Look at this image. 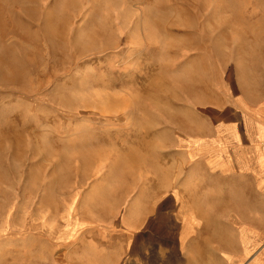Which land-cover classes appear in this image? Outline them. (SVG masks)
Here are the masks:
<instances>
[{
    "label": "rangeland",
    "instance_id": "obj_1",
    "mask_svg": "<svg viewBox=\"0 0 264 264\" xmlns=\"http://www.w3.org/2000/svg\"><path fill=\"white\" fill-rule=\"evenodd\" d=\"M263 95L264 0H0V264L117 239L182 121Z\"/></svg>",
    "mask_w": 264,
    "mask_h": 264
},
{
    "label": "crops",
    "instance_id": "obj_2",
    "mask_svg": "<svg viewBox=\"0 0 264 264\" xmlns=\"http://www.w3.org/2000/svg\"><path fill=\"white\" fill-rule=\"evenodd\" d=\"M251 99L236 96L203 125L182 121L179 166H149L117 239L70 245L67 264H264V95Z\"/></svg>",
    "mask_w": 264,
    "mask_h": 264
},
{
    "label": "built area",
    "instance_id": "obj_3",
    "mask_svg": "<svg viewBox=\"0 0 264 264\" xmlns=\"http://www.w3.org/2000/svg\"><path fill=\"white\" fill-rule=\"evenodd\" d=\"M259 147L264 152V142H261Z\"/></svg>",
    "mask_w": 264,
    "mask_h": 264
},
{
    "label": "bare ground",
    "instance_id": "obj_4",
    "mask_svg": "<svg viewBox=\"0 0 264 264\" xmlns=\"http://www.w3.org/2000/svg\"><path fill=\"white\" fill-rule=\"evenodd\" d=\"M128 157H130V155H128ZM124 237H125V241H127V239H126V236L124 235ZM127 262H131V259H128V261Z\"/></svg>",
    "mask_w": 264,
    "mask_h": 264
}]
</instances>
